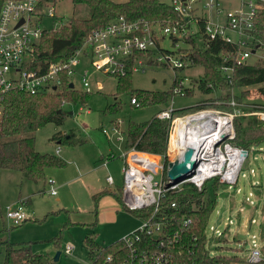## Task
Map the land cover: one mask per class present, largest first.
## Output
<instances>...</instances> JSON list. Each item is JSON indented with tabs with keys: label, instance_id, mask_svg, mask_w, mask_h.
I'll return each mask as SVG.
<instances>
[{
	"label": "rangeland",
	"instance_id": "rangeland-1",
	"mask_svg": "<svg viewBox=\"0 0 264 264\" xmlns=\"http://www.w3.org/2000/svg\"><path fill=\"white\" fill-rule=\"evenodd\" d=\"M111 1L122 3L127 0ZM157 1L167 6L170 4V0ZM52 4L53 18H43L41 28L56 29L67 24L71 18L88 16L85 6L73 5L69 0H55ZM192 39L197 45L202 44L198 36ZM176 44V48H171V41L165 37L160 40L159 48L174 56L186 54L189 50V46L182 41ZM263 52L257 50L246 63L254 64ZM82 69L90 73V92L87 94H84L79 81ZM201 72L200 67L190 66L186 62L176 76L187 80L184 83L189 87L187 94L173 95V98L161 104L141 103L134 107L129 104V98L135 97L139 91L161 93L169 90L172 71L151 64L144 67L143 72L137 71L125 78H117L94 73L86 63L78 65L67 81L72 85L70 91L84 96L82 102L77 99L60 108L63 113L60 125L49 123L33 134L23 135L32 136L35 152L55 156L63 162V166L45 168L43 180L37 182L28 181L24 174L16 171L0 170V264L4 259V242L15 245L14 249L28 247L32 254L45 255L50 264H87L88 250L83 241L85 237L91 238L98 247L103 248L137 228L140 221L124 210L121 204L110 202L105 191L98 198L96 206L91 200L94 190H113L120 185L123 159L119 156L125 151L123 143L117 142L111 135L105 137L101 133L102 129L108 130L111 123L120 121V128L125 131L129 123L149 121L158 112L169 108L182 113L173 118L205 110L228 112L226 104L228 99L234 97L233 101L237 104L235 109L244 117H247L248 110H251L249 113L256 110L264 113V97L258 92L262 85L203 94L197 87ZM220 96L227 98L217 101ZM198 103H206L207 106L193 110L192 107ZM222 104L225 106H219ZM246 121L242 120L241 128H244ZM171 126L169 140L172 145L173 127L176 125ZM251 129L257 136L262 131L264 133L262 125L259 128L253 124ZM54 136L61 139L70 137L71 144H57L52 140ZM254 139H250L252 144H256ZM3 141L0 139V143ZM169 147L165 153L167 162L174 157L173 147L170 144ZM57 148L60 149L59 154L55 153ZM111 155L114 158L105 162L104 159H109L107 157ZM106 177L112 179V186L105 183ZM166 180L165 172L153 175L156 183ZM211 183L213 181H208L206 187L212 195ZM251 185L256 186L257 190ZM50 190L54 191V195H49ZM18 203L21 204L25 221L13 226L4 219V210ZM251 220L255 223L250 224ZM211 227L221 231L223 237L216 238L209 230ZM204 233V248L208 256L237 258L236 262L239 263L236 264H246V252L253 240L261 249V264H264V144L253 145L248 149L235 185L217 190L215 206L207 219ZM67 246L73 248L70 255L63 253ZM56 251L59 256L57 261H53Z\"/></svg>",
	"mask_w": 264,
	"mask_h": 264
},
{
	"label": "built area",
	"instance_id": "built-area-1",
	"mask_svg": "<svg viewBox=\"0 0 264 264\" xmlns=\"http://www.w3.org/2000/svg\"><path fill=\"white\" fill-rule=\"evenodd\" d=\"M236 1L238 6L226 10L225 13L218 0H170L169 6L176 13V19L167 17L159 21H128L119 16L89 32L83 38L81 46L67 59L50 63L43 73H38L29 67L34 60L42 32L47 30L41 28L42 19L53 18V4L50 0H5L0 6V115L3 97L8 91L14 90L29 95L54 94L61 89V77L64 76L68 87V77L74 74L78 65L84 63L94 73L117 78L125 76L129 61L133 62L132 73L143 72L144 67L149 64L164 66L173 74L169 88L172 95L181 96L189 87L184 85L187 80L177 77L176 74L184 68L186 62L183 58L186 54L174 56L164 52L159 48L160 40L167 37L171 41V48L177 47V41L183 42L184 39L197 36L205 45L215 39L226 44L239 45V51L235 52L232 61L236 65L245 64L255 54L252 49L250 51L247 48V44L257 6L254 0ZM20 20L21 23L18 24ZM200 23L202 28H199ZM225 59L226 57H223V60ZM260 59L264 60V52ZM219 71L230 83L231 68L220 66ZM89 75L87 69H82L79 73V81L85 93L90 92ZM64 104L65 102L61 101L59 106ZM129 104L138 107L134 97L129 98ZM226 105L234 110H205L173 118V110L169 108L155 115L159 120L170 121L167 146L171 125H176L178 119L200 114L209 117L195 127L198 130L203 129L205 136L199 139L196 137L195 147L186 146L193 149L192 159L195 161V167L191 175L179 183H170L167 177L166 181L156 183L153 181V175L159 172L162 175L166 164L180 159L186 147L175 150L174 157L169 162L165 160L166 157L139 153L133 149L121 153L119 157L123 159V168L120 204L124 210L135 214L140 224L117 241L88 253L87 264H178L173 252L180 240L181 229L191 221L188 218L183 219L181 225L175 227V218L168 210H175L176 206L173 201L168 200V196L180 192L185 184L200 190L206 181L214 179L223 186L235 185L240 165L248 153V150L229 144L234 137L233 119L243 114L235 109L237 104L233 99H229ZM261 112L263 111L256 110L246 115L255 116L264 127V113ZM120 124V121L111 123L110 128L102 129L101 133L105 137L111 135L117 142L123 143ZM174 129L175 126L173 132ZM108 158L107 160L113 159L114 155ZM106 182L110 184L111 179L107 177ZM251 187L257 190L256 186ZM49 195H54V191L50 190ZM20 205L18 203L4 210V219L13 226L25 221ZM209 230L216 238L224 235L212 227ZM192 241H195V238L192 237ZM106 247H109V251L103 253ZM72 249L67 246L63 253L70 255ZM244 262L262 263L261 249L253 240Z\"/></svg>",
	"mask_w": 264,
	"mask_h": 264
},
{
	"label": "trees",
	"instance_id": "trees-1",
	"mask_svg": "<svg viewBox=\"0 0 264 264\" xmlns=\"http://www.w3.org/2000/svg\"><path fill=\"white\" fill-rule=\"evenodd\" d=\"M4 1L0 0V6ZM50 1L53 3L55 0ZM69 1L73 5L85 6L88 10V16L86 18H71L65 25L43 31L30 69L43 73L50 63L67 59L74 50L81 46L83 38L89 32L104 26L119 16L128 21L137 19L159 21L167 17L176 19V13L172 8L157 0H127L122 3H114L111 0ZM254 1L257 6L256 14L249 33L247 48L256 52L259 49L264 51V0ZM199 28H202L201 23ZM183 43L189 46L183 61L188 62L190 66L200 67L202 70V75L197 81L199 92L208 94L220 90L228 91L239 87L247 88L262 85L258 92L264 97V60L259 58L254 64L236 65L232 61V57L236 51H239V45L226 44L216 39L206 45H197L195 40L191 38L184 39ZM223 57H226V59L223 60ZM132 63V61H129L126 74L122 78L132 73ZM220 66L231 68L230 83L221 75ZM207 85L211 87L209 88ZM67 88L66 79L62 76L61 89L54 94L29 95L14 90L4 94L0 115V139L4 140L0 143V170L16 171L24 174L28 181L37 182L43 180V170L45 168L63 166V162L55 156L35 152L32 136L23 137V135L33 134L37 129L49 123L60 125L63 116L59 106L61 101L67 103L78 99L82 102L83 95L78 96L74 91ZM187 93L185 92V94ZM84 94L87 93L84 92ZM225 96L228 97L229 94ZM173 97L169 89L161 93L139 91L134 98L137 104L141 105V103L161 104ZM226 98L220 96L217 101H223ZM233 100L235 101V97ZM205 106H207L206 103H198L192 108L193 110H199L205 108ZM219 106L223 107L225 105ZM227 109L228 112L232 111L231 107L227 106ZM250 111L248 110L246 113ZM178 114L182 113L173 111L172 117ZM242 120H247L244 128H241ZM253 124H256L259 128L262 125L252 115L234 117V137L229 141V144L244 150H248L253 145L264 144L263 131L261 130L262 132L257 136L251 129ZM121 132L124 150L133 149L139 153L166 157L167 139L170 132L169 120H159L154 116L143 123H129L127 129ZM16 137L19 138L15 139ZM253 137L256 144H252L250 140ZM52 140L57 144H71L70 137L61 139L54 136ZM209 181H213L211 183L212 195L208 193L206 187L208 181H206L200 190L185 184L180 192L168 196V200L173 201L176 206L175 210H168V213L175 218L173 223L175 227L180 226L183 219L188 218L191 221L189 225L181 229L180 240L175 247V252H173L175 262L178 264L239 263L236 262L237 258L210 257L205 251V225L214 209L216 192L223 187L216 179ZM104 191L107 196L120 204L121 188L119 187L115 190L103 189L93 194L91 200L95 206ZM133 216L135 217V214ZM192 237L195 238V241H192ZM83 241L88 253L98 250V245L91 238L85 237ZM53 242L56 243V241ZM2 246L4 247L2 264H50L45 255L32 254L28 247L14 249L15 245L7 242L2 243ZM106 251H109V247H106L103 253Z\"/></svg>",
	"mask_w": 264,
	"mask_h": 264
},
{
	"label": "bare ground",
	"instance_id": "bare-ground-1",
	"mask_svg": "<svg viewBox=\"0 0 264 264\" xmlns=\"http://www.w3.org/2000/svg\"><path fill=\"white\" fill-rule=\"evenodd\" d=\"M209 117L206 114H200L196 116L186 117L183 119H178L176 121V126L174 129V134L172 137V145L169 140L170 146L173 147V150H179L186 146L195 147L196 137L203 138L205 136V131L203 129H196L199 123L204 122ZM174 144H177L176 146Z\"/></svg>",
	"mask_w": 264,
	"mask_h": 264
},
{
	"label": "water",
	"instance_id": "water-1",
	"mask_svg": "<svg viewBox=\"0 0 264 264\" xmlns=\"http://www.w3.org/2000/svg\"><path fill=\"white\" fill-rule=\"evenodd\" d=\"M21 23V20L18 24ZM17 24V25H18ZM68 88H72L69 84ZM174 111V110H173ZM193 149L186 147L181 155V158L173 162H169L165 166V175L170 183H179L186 177L190 176L192 170L195 167V161L192 159ZM59 252H55L53 256V261H57Z\"/></svg>",
	"mask_w": 264,
	"mask_h": 264
},
{
	"label": "crops",
	"instance_id": "crops-1",
	"mask_svg": "<svg viewBox=\"0 0 264 264\" xmlns=\"http://www.w3.org/2000/svg\"><path fill=\"white\" fill-rule=\"evenodd\" d=\"M218 1H219V3H220V7H221L222 9L231 10V9H233V8H235V7L238 6V3H237L236 0H218ZM236 5H237V6H236ZM98 87H99V86H98ZM131 106H132V105H131ZM120 129H121V128H120ZM121 131H122V129H121ZM59 152H60V149L57 148V149L55 150V153H56V154H59ZM107 158H108V157H107ZM104 160H105V162H107V159H104ZM106 178H107V177H106ZM106 178H105V183H106L107 185H109V186H112V185H113V183H112V179H111V183L108 184V183L106 182ZM119 187H121V181H120V185H119ZM119 187H115L113 190H115L116 188H119ZM103 189L111 190V189H109V188H100V189H96V190H94L93 192L96 194V193L100 192V191L103 190ZM109 199H110V202L117 203V202H115L113 199H111L110 197H109ZM117 204H119V203H117Z\"/></svg>",
	"mask_w": 264,
	"mask_h": 264
}]
</instances>
